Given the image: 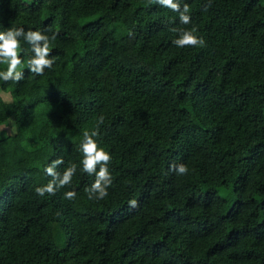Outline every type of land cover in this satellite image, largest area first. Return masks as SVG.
Instances as JSON below:
<instances>
[{"label":"trees","instance_id":"16d2710c","mask_svg":"<svg viewBox=\"0 0 264 264\" xmlns=\"http://www.w3.org/2000/svg\"><path fill=\"white\" fill-rule=\"evenodd\" d=\"M178 2L190 24L151 0H0V32L39 30L55 59L30 72L21 37L24 78L0 80V264H264V0ZM193 29L203 46L173 43ZM101 116L113 184L90 200ZM56 159L77 171L41 197Z\"/></svg>","mask_w":264,"mask_h":264},{"label":"clouds","instance_id":"9594fccd","mask_svg":"<svg viewBox=\"0 0 264 264\" xmlns=\"http://www.w3.org/2000/svg\"><path fill=\"white\" fill-rule=\"evenodd\" d=\"M151 2L179 13V19L182 24L187 25L191 23L190 9L187 3L181 8L178 0H151ZM208 7H210V2L205 5L204 10L206 11ZM194 33L195 29L182 30L180 31L179 38L175 39L173 43L180 48L203 46L205 43L204 39ZM21 37L31 45L32 52L34 53L33 57L28 60L30 72L38 76L43 75L45 69H51L55 63V59L51 58L49 37L47 35L42 34L39 30L25 33L23 28H9L7 31L0 32V64L7 65L6 71H0V80L18 83L24 78L23 71L18 70L22 65L20 52L23 49L19 39ZM55 38L56 34L54 33L51 39L54 40ZM103 120L104 118L101 116L98 121L97 130L91 133L88 131L83 133V142L81 144V151L83 153V160L81 161L83 165L82 171L88 175H95V181L86 189L90 200H103L109 195L108 189L113 184L108 167L112 161V156L101 148L94 139V137L99 135L98 127L99 124L103 123ZM63 163L62 159H56L44 169L46 175L52 177V179L46 185L35 188L37 195L41 197L45 194L55 195L59 189L71 184L77 167L73 164L67 167L61 174L56 169ZM97 168H99L98 171ZM170 170L175 171L178 175H186L188 173V168L184 164L171 165ZM64 195L65 199L73 200L76 197V192L68 191ZM129 206L135 208L137 206L136 200H130Z\"/></svg>","mask_w":264,"mask_h":264},{"label":"rangeland","instance_id":"374dc122","mask_svg":"<svg viewBox=\"0 0 264 264\" xmlns=\"http://www.w3.org/2000/svg\"><path fill=\"white\" fill-rule=\"evenodd\" d=\"M1 95L7 99L8 98V95L7 93H2L1 92ZM3 128L5 130V132H10L12 129H11V122L9 121V123H7L6 125H0V129Z\"/></svg>","mask_w":264,"mask_h":264}]
</instances>
